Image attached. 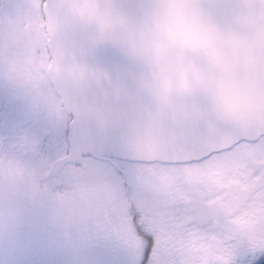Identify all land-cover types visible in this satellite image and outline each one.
<instances>
[{
	"label": "snow or ice",
	"instance_id": "snow-or-ice-1",
	"mask_svg": "<svg viewBox=\"0 0 264 264\" xmlns=\"http://www.w3.org/2000/svg\"><path fill=\"white\" fill-rule=\"evenodd\" d=\"M2 7L0 37L32 5L11 0ZM13 57L0 42V81L7 84ZM5 125L0 154L38 162L50 192H72L69 173L88 162L106 173L109 188L84 190L96 207L84 206L90 227L82 247L92 255L105 246V259L92 264H264V125L190 128L164 157L71 111L57 125L40 126L9 112ZM29 136L34 144L18 143ZM74 141L87 150L74 152ZM72 196L83 203L80 192ZM27 264H49L47 253L30 247Z\"/></svg>",
	"mask_w": 264,
	"mask_h": 264
},
{
	"label": "clouds",
	"instance_id": "clouds-1",
	"mask_svg": "<svg viewBox=\"0 0 264 264\" xmlns=\"http://www.w3.org/2000/svg\"><path fill=\"white\" fill-rule=\"evenodd\" d=\"M63 14L110 42L161 106L197 98L218 118L264 112V0H73Z\"/></svg>",
	"mask_w": 264,
	"mask_h": 264
},
{
	"label": "flooded vegetation",
	"instance_id": "flooded-vegetation-1",
	"mask_svg": "<svg viewBox=\"0 0 264 264\" xmlns=\"http://www.w3.org/2000/svg\"><path fill=\"white\" fill-rule=\"evenodd\" d=\"M42 3L37 0L35 11L29 9L22 21L13 22L16 27L9 29L11 37H0L3 46L14 52L9 83L0 81V135L7 134L5 118L9 112L37 126L57 125L67 114L47 76L51 58ZM35 142L32 136L18 140ZM43 174L38 162L12 153L0 154V253L18 248L25 253L27 264L30 247L39 246L47 253L49 264L103 261V244L92 255L82 247V237L90 227L84 206L96 207L89 193L109 188L102 167L88 162L69 173L72 192L81 193L82 204L73 200L72 192H50L40 182Z\"/></svg>",
	"mask_w": 264,
	"mask_h": 264
},
{
	"label": "water",
	"instance_id": "water-1",
	"mask_svg": "<svg viewBox=\"0 0 264 264\" xmlns=\"http://www.w3.org/2000/svg\"><path fill=\"white\" fill-rule=\"evenodd\" d=\"M73 0H43L42 11L51 58L49 81L63 109L98 128L120 129L137 148L164 157L190 128L247 129L264 125V112L239 120L204 112L197 98H178L161 106L140 87L137 68L124 61L108 41L96 39L91 29L64 15ZM76 153L87 150L78 141Z\"/></svg>",
	"mask_w": 264,
	"mask_h": 264
},
{
	"label": "rangeland",
	"instance_id": "rangeland-1",
	"mask_svg": "<svg viewBox=\"0 0 264 264\" xmlns=\"http://www.w3.org/2000/svg\"><path fill=\"white\" fill-rule=\"evenodd\" d=\"M10 2L11 0H0V13H4L6 15L7 9L3 8L2 6ZM28 2L32 5V7L30 8L31 11H35L36 8L34 6L35 4H37V0H28ZM26 12L18 13L11 17V19L8 21L9 23L8 31L3 37L7 38V36L10 37L12 36V33L9 29H12V27H16V25L13 22L16 21L18 23L22 21V19L24 18L23 16L26 15ZM24 256L25 253L21 252L18 248L12 247V250L7 249L4 252V254L0 253V264H24ZM80 264H86V263H80Z\"/></svg>",
	"mask_w": 264,
	"mask_h": 264
}]
</instances>
